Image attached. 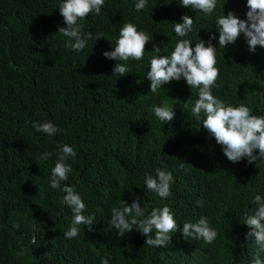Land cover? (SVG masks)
Wrapping results in <instances>:
<instances>
[{
  "label": "trees",
  "instance_id": "16d2710c",
  "mask_svg": "<svg viewBox=\"0 0 264 264\" xmlns=\"http://www.w3.org/2000/svg\"><path fill=\"white\" fill-rule=\"evenodd\" d=\"M62 2L0 0V264H101L104 258L108 264H250L255 238H246L243 221L257 207L252 197L264 198V160L229 161L203 127V114L201 121L190 115L198 89L182 78L152 93L147 77L152 57L170 56L181 39L207 45L214 34L220 75L212 94L264 116V47L250 51L243 35L219 46L217 18L231 11L246 19V0H217L207 16L180 0H148L141 11L137 0H105L100 15L78 21L82 34H91L82 51L59 32L66 27ZM184 15L193 18V30L178 37L174 23ZM125 23L152 39L142 60L127 62L131 73L118 77V61L103 53L114 50ZM165 105L175 118L163 123L154 108ZM47 121L59 129L51 138L32 127ZM64 144L77 156L68 159L72 172L61 185L74 187L83 214L95 217L91 231L80 225L71 240L63 233L74 213L62 203L65 193L50 186ZM45 152L52 157L41 159ZM157 169L175 179L167 198L146 189L145 177L155 178ZM133 200L147 205L145 215L170 207L179 228L167 247H148L135 229L119 237L110 227L112 208ZM202 216L218 231L211 245L182 234L183 223Z\"/></svg>",
  "mask_w": 264,
  "mask_h": 264
},
{
  "label": "clouds",
  "instance_id": "9594fccd",
  "mask_svg": "<svg viewBox=\"0 0 264 264\" xmlns=\"http://www.w3.org/2000/svg\"><path fill=\"white\" fill-rule=\"evenodd\" d=\"M105 0H63L59 5L60 14L64 18L66 27H60L59 32L74 40L68 46L76 51H82L87 40L91 39L89 33L85 37L81 29L82 24L78 21L84 20L90 14L100 15ZM148 0H137L136 11L147 7ZM180 4L191 7L202 12L205 16L211 15L216 8L217 0H180ZM248 11L246 19H241L233 12L219 16L216 26L219 30V46L225 48L229 43H234L241 35L244 36L249 50L255 52L259 45L264 47V0H246ZM182 23H174V32L178 37H186L193 30L194 20L188 15L182 17ZM102 38L98 36L97 40ZM104 38V37H103ZM152 39L143 31H138L132 23H125L119 29V38L114 50L105 51L103 55L108 59L117 60L113 74L122 77L131 73L127 62L129 60L140 61L144 57L146 44ZM215 35L209 37L206 45L203 40L193 47L188 39L179 40L170 56H154L150 60V71L147 73L151 81L150 89L156 93L162 85L171 81H179L182 78L191 89H198V99L191 107L190 115L197 121L202 120L203 127L215 137L216 142L222 146L227 159L233 163L247 160L249 164L264 160V116L253 114V109L241 104L232 106L212 94L211 89L218 85L219 68L216 56V47L211 44ZM155 47V46H154ZM159 51V47H155ZM123 61L125 63H119ZM188 108L187 104L183 105ZM154 114L160 121L171 122L175 118L173 108L156 106ZM32 127L41 133L47 134L49 138L54 136L59 129L51 121L38 123L33 122ZM53 153L45 152L41 159L48 160ZM77 152L68 144L58 149V159L51 169L50 186L53 189H60L64 194L62 203L70 207L74 213L72 226L63 233L64 237L71 240L79 235L78 226L87 225L91 231L95 217L84 215L86 205L75 188L61 182L67 181L72 167L67 163L68 159H75ZM147 190L154 192L161 198L171 195V186L175 183L172 172L157 169V176L151 175L144 180ZM199 203V202H198ZM251 204L257 205L254 212L246 213L243 224L247 225L249 231L245 233L246 238L254 237L256 251L250 264H264L261 254H264V198L256 194L252 197ZM147 205L143 208L138 200L131 204L124 203L122 208L114 207L111 210L110 227L116 230L119 237H124L134 229L140 232L145 239V245L151 248L167 247L172 240V234L176 233L179 225L174 214L167 205L162 208H153L150 214L145 215ZM19 229V224H14ZM153 231L155 232L153 236ZM182 234L185 239H202L211 245L218 237V231L211 227L207 217L193 222H185L182 227ZM36 243L35 240L32 241ZM101 264H108V259L101 260Z\"/></svg>",
  "mask_w": 264,
  "mask_h": 264
}]
</instances>
